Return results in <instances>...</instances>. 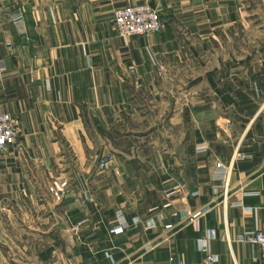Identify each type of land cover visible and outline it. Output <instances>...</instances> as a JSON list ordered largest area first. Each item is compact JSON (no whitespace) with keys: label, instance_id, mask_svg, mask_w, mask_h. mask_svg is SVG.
Here are the masks:
<instances>
[{"label":"crops","instance_id":"crops-1","mask_svg":"<svg viewBox=\"0 0 264 264\" xmlns=\"http://www.w3.org/2000/svg\"><path fill=\"white\" fill-rule=\"evenodd\" d=\"M0 68V264H262L264 0H0Z\"/></svg>","mask_w":264,"mask_h":264},{"label":"built area","instance_id":"built-area-1","mask_svg":"<svg viewBox=\"0 0 264 264\" xmlns=\"http://www.w3.org/2000/svg\"><path fill=\"white\" fill-rule=\"evenodd\" d=\"M115 31L123 38L130 36H145L151 33H158L162 29V21L158 9L151 7L148 3L137 5H128L115 9L110 19ZM2 73L0 68V80ZM18 134L16 121L11 114L0 111V157L7 148L13 144ZM111 156H105L99 159V167H106ZM217 166L224 167L221 162ZM69 188V181L53 180L49 186V191L56 201H61ZM182 218L196 217L197 213L188 210L180 211ZM128 221L121 210L117 211V225L112 229L114 233H122L127 226ZM241 240L243 242L258 245L260 247V260L264 264V220L251 232L245 233ZM205 256L200 261L186 263L184 260H178L177 264H215L216 256L211 253L208 242L205 241L201 247Z\"/></svg>","mask_w":264,"mask_h":264}]
</instances>
